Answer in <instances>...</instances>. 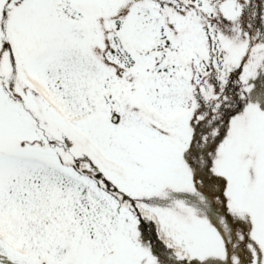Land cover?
<instances>
[{
    "label": "snow or ice",
    "instance_id": "snow-or-ice-1",
    "mask_svg": "<svg viewBox=\"0 0 264 264\" xmlns=\"http://www.w3.org/2000/svg\"><path fill=\"white\" fill-rule=\"evenodd\" d=\"M0 264H264V0H0Z\"/></svg>",
    "mask_w": 264,
    "mask_h": 264
}]
</instances>
